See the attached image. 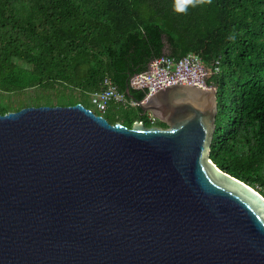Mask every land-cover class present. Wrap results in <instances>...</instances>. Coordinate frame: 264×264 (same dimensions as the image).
<instances>
[{"label": "water", "instance_id": "water-1", "mask_svg": "<svg viewBox=\"0 0 264 264\" xmlns=\"http://www.w3.org/2000/svg\"><path fill=\"white\" fill-rule=\"evenodd\" d=\"M217 88L136 101L168 127L0 112V264H264V194L210 158Z\"/></svg>", "mask_w": 264, "mask_h": 264}, {"label": "trees", "instance_id": "trees-1", "mask_svg": "<svg viewBox=\"0 0 264 264\" xmlns=\"http://www.w3.org/2000/svg\"><path fill=\"white\" fill-rule=\"evenodd\" d=\"M0 0V90L33 87L67 96L57 105L92 101L110 77L130 101L148 90L131 86L132 76L157 57L199 54L220 70L219 110L210 158L223 170L264 194V0ZM67 90H78L79 98ZM28 103H3L0 112ZM31 104H52L47 95ZM104 116L132 126L154 125L138 104L113 103ZM155 125L168 127L157 119Z\"/></svg>", "mask_w": 264, "mask_h": 264}, {"label": "built area", "instance_id": "built-area-1", "mask_svg": "<svg viewBox=\"0 0 264 264\" xmlns=\"http://www.w3.org/2000/svg\"><path fill=\"white\" fill-rule=\"evenodd\" d=\"M220 63L221 59L218 58L211 64H207L199 54L194 53H189L180 58L167 54L155 58L147 70L132 76L130 84L135 88L147 89L146 97L173 83H186L211 88L213 85L208 84V78L212 73L220 70ZM105 83L106 87L92 94V101L100 111L106 112L113 103L136 104V101H130L126 98L110 77H106ZM148 116L155 125L158 118L150 111H148Z\"/></svg>", "mask_w": 264, "mask_h": 264}, {"label": "rangeland", "instance_id": "rangeland-1", "mask_svg": "<svg viewBox=\"0 0 264 264\" xmlns=\"http://www.w3.org/2000/svg\"><path fill=\"white\" fill-rule=\"evenodd\" d=\"M68 91V95H74L75 97H78L79 98V91L78 90H67ZM42 95H47L48 98L50 99V101L52 102V104L50 105H57L56 102H58V100L60 98L62 99H68L67 96H63L62 93L60 92H56L54 90H46V89H43L42 87H33V88H30L26 91H23V92H13V93H6V92H3L0 90V100L3 102V103H8V102H11V103H16L20 98H22V101H24L25 103H28L26 106H29V105H33L31 104L33 102V98L34 97H37V96H42ZM82 99L83 103L90 107L91 109H93L96 113H100V114H105L104 112L100 111L97 106L91 102L90 100L88 99H84V98H81ZM36 105V104H34Z\"/></svg>", "mask_w": 264, "mask_h": 264}, {"label": "clouds", "instance_id": "clouds-1", "mask_svg": "<svg viewBox=\"0 0 264 264\" xmlns=\"http://www.w3.org/2000/svg\"><path fill=\"white\" fill-rule=\"evenodd\" d=\"M205 2L210 3L211 0H183V6L180 7V8L178 9V11L184 12V11H186V7H187L188 5H193V6H195L197 3H205Z\"/></svg>", "mask_w": 264, "mask_h": 264}]
</instances>
